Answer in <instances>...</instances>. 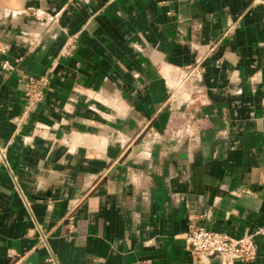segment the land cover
I'll return each mask as SVG.
<instances>
[{"label":"crops","instance_id":"crops-1","mask_svg":"<svg viewBox=\"0 0 264 264\" xmlns=\"http://www.w3.org/2000/svg\"><path fill=\"white\" fill-rule=\"evenodd\" d=\"M0 150V264H198L189 226L264 228V0H0Z\"/></svg>","mask_w":264,"mask_h":264},{"label":"built area","instance_id":"built-area-1","mask_svg":"<svg viewBox=\"0 0 264 264\" xmlns=\"http://www.w3.org/2000/svg\"><path fill=\"white\" fill-rule=\"evenodd\" d=\"M72 47L73 45L68 43L62 55L68 54ZM49 73L50 71H47L39 77L23 78L22 85L25 101L23 118L33 107L43 102L45 90L49 84ZM202 74L203 69L198 64L178 69L177 86H175L178 88L179 86H183L185 82H190L193 83L195 90L198 92L197 89H199V84L202 81ZM172 90H175V87L172 86ZM172 90L171 92H173ZM175 104H177V102H175ZM15 122L19 125L22 119L15 120ZM0 159L4 160V153L2 150H0ZM258 235H264V228H260L250 235L235 239L225 234L189 226L184 240L188 250L198 259V264H208L214 259H218L220 264H236L237 262H252L255 259V237ZM48 263L57 264L52 257L48 259Z\"/></svg>","mask_w":264,"mask_h":264}]
</instances>
